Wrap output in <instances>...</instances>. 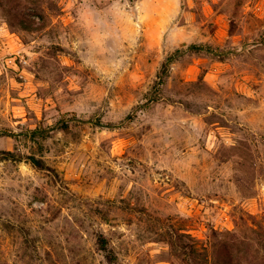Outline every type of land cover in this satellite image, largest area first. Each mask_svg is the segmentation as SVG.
Listing matches in <instances>:
<instances>
[{
  "label": "rangeland",
  "instance_id": "374dc122",
  "mask_svg": "<svg viewBox=\"0 0 264 264\" xmlns=\"http://www.w3.org/2000/svg\"><path fill=\"white\" fill-rule=\"evenodd\" d=\"M0 264H264V0H0Z\"/></svg>",
  "mask_w": 264,
  "mask_h": 264
},
{
  "label": "trees",
  "instance_id": "16d2710c",
  "mask_svg": "<svg viewBox=\"0 0 264 264\" xmlns=\"http://www.w3.org/2000/svg\"><path fill=\"white\" fill-rule=\"evenodd\" d=\"M192 49L196 48L195 46H192L191 47ZM175 60V55H171L167 60L166 62L163 64L162 66V69H161V72L159 73L158 75V78L160 80V84H164V77H167L168 73H169V70H170V65L174 62ZM63 128H66V125L65 127ZM45 130L44 128H39L37 129V132L35 131L34 134H41V135H44L45 133ZM7 157L10 158V159H13V160H19L21 161L22 157H18L16 154L12 153V152H8L6 153ZM28 159L30 160V162L37 168L39 169H45L46 168V165L41 161V160H38L36 157H28ZM99 244H100V248L101 250L105 253L107 259L109 262H113L114 260V257L111 253V251L109 250L108 248V241L106 239V237L104 236H101L100 239H99ZM196 253L195 250H193V253ZM225 257V255H224ZM193 261H195V258L193 257L192 259Z\"/></svg>",
  "mask_w": 264,
  "mask_h": 264
}]
</instances>
